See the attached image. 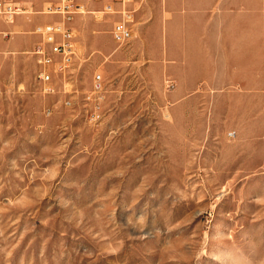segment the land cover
Listing matches in <instances>:
<instances>
[{"label": "rangeland", "instance_id": "rangeland-1", "mask_svg": "<svg viewBox=\"0 0 264 264\" xmlns=\"http://www.w3.org/2000/svg\"><path fill=\"white\" fill-rule=\"evenodd\" d=\"M13 1L34 25L0 21V264H264V0H126L123 45L120 2L77 0L51 91L29 32L59 0Z\"/></svg>", "mask_w": 264, "mask_h": 264}, {"label": "built area", "instance_id": "built-area-1", "mask_svg": "<svg viewBox=\"0 0 264 264\" xmlns=\"http://www.w3.org/2000/svg\"><path fill=\"white\" fill-rule=\"evenodd\" d=\"M102 1V0H93ZM121 3V19L115 22L111 29V37L117 45L126 44L132 35L130 27L133 21V10L125 9L126 0H117ZM55 8V9H54ZM110 6H105L109 10ZM49 12L56 11L61 15L62 20L58 23H46L37 26L34 34L41 37L42 43L34 47L32 54L39 66L38 79L46 85L45 90L51 91L49 86L52 80V73L61 72L67 67L70 57L74 55V46L72 43L73 32L69 23L74 14H81L84 5L77 0H59L57 6L52 4L46 7ZM18 13V6L13 0H0V20L4 23H10ZM6 35L4 33H1ZM94 87H100V76L94 77Z\"/></svg>", "mask_w": 264, "mask_h": 264}, {"label": "crops", "instance_id": "crops-1", "mask_svg": "<svg viewBox=\"0 0 264 264\" xmlns=\"http://www.w3.org/2000/svg\"><path fill=\"white\" fill-rule=\"evenodd\" d=\"M19 2H21L22 3V1H19ZM35 2L36 3H38L39 2V0H35ZM171 4L170 5H173V2H170ZM52 3H50V2H44L43 3V5H42V9H41V11H39V13H42V14H44V12H43V10H44V8L46 7V6H48V5H51ZM203 6H204V8L206 9V8H209V6H210V4L211 3H209V1H203ZM22 12H24V11H22ZM20 15V14H19ZM1 21V20H0ZM58 23V22H57ZM8 24V23H7ZM10 24H13V25H11V26H9V28L8 29H12V28H14V27H17V28H21V29H23V30H29V29H31V28H33V25H34V22L33 21H26V20H24L23 18H17L16 19V21H15V23H14V20L12 21V22H10ZM6 29H3V30H0V32L1 33H4V34H14V32L13 31H5ZM30 34H32V33H34V31H32V32H29Z\"/></svg>", "mask_w": 264, "mask_h": 264}, {"label": "bare ground", "instance_id": "bare-ground-1", "mask_svg": "<svg viewBox=\"0 0 264 264\" xmlns=\"http://www.w3.org/2000/svg\"><path fill=\"white\" fill-rule=\"evenodd\" d=\"M48 6H50V5H48ZM48 6H46V7H48ZM55 6H57V3L55 4ZM46 7L44 8V10H43V12L44 13H48V14H56L57 12L56 11H52V12H49V11H47L46 10ZM55 9V8H54ZM85 11H83L82 13H84ZM22 13V11L21 10H18V13H17V15H19V14H21ZM13 21V20H12ZM11 21V22H12Z\"/></svg>", "mask_w": 264, "mask_h": 264}]
</instances>
